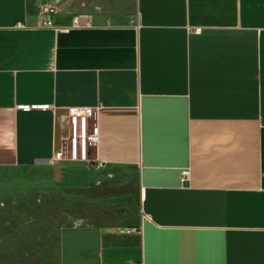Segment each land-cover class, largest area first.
<instances>
[{
	"label": "crops",
	"instance_id": "1",
	"mask_svg": "<svg viewBox=\"0 0 264 264\" xmlns=\"http://www.w3.org/2000/svg\"><path fill=\"white\" fill-rule=\"evenodd\" d=\"M71 106L99 107L103 167L54 160ZM17 166L80 190L57 264H264V0H0Z\"/></svg>",
	"mask_w": 264,
	"mask_h": 264
},
{
	"label": "rangeland",
	"instance_id": "2",
	"mask_svg": "<svg viewBox=\"0 0 264 264\" xmlns=\"http://www.w3.org/2000/svg\"><path fill=\"white\" fill-rule=\"evenodd\" d=\"M4 190L9 193L0 194V264H57L58 224L80 210V190L63 176H39L34 166L0 169Z\"/></svg>",
	"mask_w": 264,
	"mask_h": 264
},
{
	"label": "built area",
	"instance_id": "3",
	"mask_svg": "<svg viewBox=\"0 0 264 264\" xmlns=\"http://www.w3.org/2000/svg\"><path fill=\"white\" fill-rule=\"evenodd\" d=\"M15 26L23 28L25 23L19 21ZM98 112L99 107L71 106L68 108V134L65 147L58 151L55 157L71 162L92 163L97 167L104 166L101 160L91 159L89 153V147L97 146L100 142ZM189 176L190 170L183 169L181 180L185 181Z\"/></svg>",
	"mask_w": 264,
	"mask_h": 264
},
{
	"label": "bare ground",
	"instance_id": "4",
	"mask_svg": "<svg viewBox=\"0 0 264 264\" xmlns=\"http://www.w3.org/2000/svg\"><path fill=\"white\" fill-rule=\"evenodd\" d=\"M55 161H62V160H65V159H59L57 157L54 158Z\"/></svg>",
	"mask_w": 264,
	"mask_h": 264
}]
</instances>
